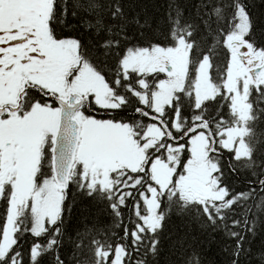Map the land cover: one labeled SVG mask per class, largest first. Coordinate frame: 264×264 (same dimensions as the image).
Instances as JSON below:
<instances>
[{
	"label": "snow or ice",
	"instance_id": "obj_1",
	"mask_svg": "<svg viewBox=\"0 0 264 264\" xmlns=\"http://www.w3.org/2000/svg\"><path fill=\"white\" fill-rule=\"evenodd\" d=\"M214 242L264 264V0H0V264Z\"/></svg>",
	"mask_w": 264,
	"mask_h": 264
},
{
	"label": "trees",
	"instance_id": "obj_2",
	"mask_svg": "<svg viewBox=\"0 0 264 264\" xmlns=\"http://www.w3.org/2000/svg\"><path fill=\"white\" fill-rule=\"evenodd\" d=\"M82 208L85 206H81ZM256 245L258 247L259 240L257 239ZM205 255L212 264H219V261L223 259V255L220 251V245L218 243H212L205 247Z\"/></svg>",
	"mask_w": 264,
	"mask_h": 264
}]
</instances>
